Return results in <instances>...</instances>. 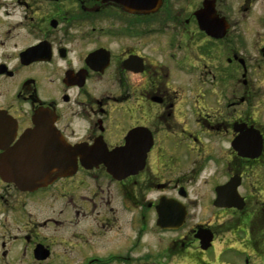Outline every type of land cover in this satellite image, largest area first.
I'll use <instances>...</instances> for the list:
<instances>
[{
    "label": "flooded vegetation",
    "instance_id": "flooded-vegetation-1",
    "mask_svg": "<svg viewBox=\"0 0 264 264\" xmlns=\"http://www.w3.org/2000/svg\"><path fill=\"white\" fill-rule=\"evenodd\" d=\"M0 141V264H264V0H0Z\"/></svg>",
    "mask_w": 264,
    "mask_h": 264
},
{
    "label": "water",
    "instance_id": "water-1",
    "mask_svg": "<svg viewBox=\"0 0 264 264\" xmlns=\"http://www.w3.org/2000/svg\"><path fill=\"white\" fill-rule=\"evenodd\" d=\"M52 137L53 136L50 134V139L48 141L49 142V149L51 151L54 150L52 152V156H39V155H34L33 157H30V158H34L36 160H49L53 164H55L57 162L56 163L57 166L59 167L60 171H62V168L65 167L66 163L63 162L64 158L58 157V156L55 155V150H59L60 149V145L57 146V141L54 140ZM29 142L34 147H36V146L41 147V146H43L45 144V142H38V139H30ZM22 150H23L22 149V146H21V144H19V146L16 148V150H12L13 155L10 156V157H8L9 159L5 157V159L8 161V165H10L12 167L11 169H9L7 171L6 174L8 175L7 177L9 179L15 180L19 185L20 184L21 185L22 184L23 185H26V184H28L31 181L30 176L39 173L41 170L37 171V173H34L33 172L32 175H26V176H24V175L21 176L18 172H16V170H15L16 159L17 160H21L22 159V156H20V154L22 153ZM37 163H39V162H37Z\"/></svg>",
    "mask_w": 264,
    "mask_h": 264
},
{
    "label": "rangeland",
    "instance_id": "rangeland-1",
    "mask_svg": "<svg viewBox=\"0 0 264 264\" xmlns=\"http://www.w3.org/2000/svg\"><path fill=\"white\" fill-rule=\"evenodd\" d=\"M200 210V207H198V208H193V212L194 213H198V211ZM209 210L208 211H206V215H208L209 214ZM221 251V246H219L218 248H217V250H216V253L215 254H218L219 252ZM214 254H211V253H209L208 254V256H206L207 258V260L208 261H211V262H213V264H217L218 263V261L220 262H224L225 260L227 261V262H229V264H244V259H245V256L243 255V254H230V253H222V256H221V258L217 261L215 258H214V256H213ZM255 258H253V264H255ZM172 262H173V260H172ZM174 263V262H173ZM172 264V263H171ZM174 264H177V263H174ZM189 264V263H188ZM193 264V263H192Z\"/></svg>",
    "mask_w": 264,
    "mask_h": 264
}]
</instances>
